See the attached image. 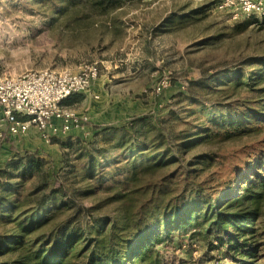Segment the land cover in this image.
I'll use <instances>...</instances> for the list:
<instances>
[{
  "label": "rangeland",
  "instance_id": "rangeland-1",
  "mask_svg": "<svg viewBox=\"0 0 264 264\" xmlns=\"http://www.w3.org/2000/svg\"><path fill=\"white\" fill-rule=\"evenodd\" d=\"M94 1L0 0V74L78 72L92 64L99 68L91 91L71 98L68 105L91 117L84 132L72 131L52 143H45L33 132L27 140L19 139L17 151L10 154L4 153L0 139V194L24 201L34 192L29 200L33 201L41 183L54 173L73 193L85 188L93 191L77 198L75 207L56 221L57 226L71 228L93 216H115L117 205L102 206L113 193L95 189V183L89 182L95 180L85 175L87 156L90 153L101 160L97 149L110 148L119 141L121 135L107 136L101 130L127 128L134 120L147 117L155 127L147 124L142 132L148 140L156 141L154 150L158 147L164 152L169 142L190 144L186 152L181 148L183 161L191 163L190 180L202 183L208 194L219 193L223 189L219 185L227 183L242 193L246 184L241 185V177L257 185L254 192H264L260 182L264 180V120L247 117L239 122L232 119L235 123L230 125H216L202 109L204 103L212 102L220 106L216 111L231 115L236 110L245 112L240 99H258L246 88L222 91L238 76L258 78L264 70V17L234 19L217 10L215 0H107L106 12ZM173 15L187 17L165 26L163 22ZM163 78L170 85L159 97L153 88ZM161 131L166 137L159 143ZM203 155L212 158L199 163L197 157ZM257 155L261 162H256ZM27 159L45 164L42 171L22 178L23 169L29 167ZM114 159L124 163L129 158L119 151ZM6 163L12 166L6 167ZM179 165L164 167L148 181H161ZM181 168L176 181H184ZM32 204L24 208L30 209ZM88 208L95 209L88 213ZM247 215L237 231L240 241L248 239L254 249L247 258L232 259L224 249H218V242L210 247L199 241L191 235L194 224L192 232L158 246L164 264H264V196ZM17 227L9 214H0V260H10L22 243L23 234Z\"/></svg>",
  "mask_w": 264,
  "mask_h": 264
},
{
  "label": "trees",
  "instance_id": "trees-1",
  "mask_svg": "<svg viewBox=\"0 0 264 264\" xmlns=\"http://www.w3.org/2000/svg\"><path fill=\"white\" fill-rule=\"evenodd\" d=\"M107 2L95 0L94 5L106 12L109 11ZM186 17L173 15L163 24H176ZM259 75L258 78L252 77V74L241 78L238 76L222 91L227 93L246 88L257 94L258 99H240L245 112L236 110L225 116L216 111L220 107L218 104L204 103L202 109L206 110L209 122L230 125L247 117L264 120V88L257 89L264 82V70ZM70 100L64 104L69 105ZM225 107L229 108L227 105ZM147 124L155 127L147 117L134 120L127 128L103 129L101 133L104 135H121L119 141L110 148L97 149L101 160L87 153L89 162L85 175L95 180L89 181L95 183V189L113 193L112 197L102 202V206L117 205L115 216H93L85 224L73 225L71 228L57 226L56 221L75 207L77 198L93 191L85 188L73 193L54 173L41 183L39 191H36L39 195L33 201L29 200L33 198L34 192L24 201H16L11 194H0V214H9L23 234V241L13 250L12 258L0 260V264H75V261L78 264H164V255L158 246L171 243L175 236L192 232L194 224L195 232L191 235L199 241L210 247L218 242V249H224L232 259L250 256L254 249L248 239L240 241L237 231L241 230L239 227L244 224V219L249 216L247 214H251V209L264 196V192H254L257 185H252L251 179L241 177V185L246 184L242 193L227 183L219 185L223 188L217 191L219 193L208 194L202 183L190 180L191 171L188 168L191 163L183 161L181 148L186 152L190 144L177 142L170 145L169 142V148L164 152H159L158 147L154 150L156 141L148 140L142 132ZM165 137L161 131L157 142L161 143ZM141 139L144 141L141 142ZM119 151L129 158L124 163L114 159L115 153ZM210 158V155L197 157L201 161L199 163L208 162ZM255 158L256 162L262 161L260 155ZM27 160L29 167L23 169L22 178L36 170L42 171L45 164L40 160ZM107 164L110 166L104 168ZM172 164L180 165L169 176H163L161 181H148L149 176ZM5 166L10 168L12 165L6 163ZM180 168L184 181H176ZM260 180L264 185V180ZM29 202L33 203L31 208L25 209ZM92 209L95 208H88V213ZM233 228L237 230L233 231Z\"/></svg>",
  "mask_w": 264,
  "mask_h": 264
},
{
  "label": "built area",
  "instance_id": "built-area-1",
  "mask_svg": "<svg viewBox=\"0 0 264 264\" xmlns=\"http://www.w3.org/2000/svg\"><path fill=\"white\" fill-rule=\"evenodd\" d=\"M215 8L234 19L264 17V0H217ZM98 77L96 64L78 72L44 70L16 77L0 74V139L24 137L33 129L42 141L52 143L72 131L84 132L91 123L90 116L77 113L64 102L90 92ZM169 85L170 81L163 78L153 94L160 97Z\"/></svg>",
  "mask_w": 264,
  "mask_h": 264
},
{
  "label": "crops",
  "instance_id": "crops-1",
  "mask_svg": "<svg viewBox=\"0 0 264 264\" xmlns=\"http://www.w3.org/2000/svg\"><path fill=\"white\" fill-rule=\"evenodd\" d=\"M91 118V117H90ZM33 132H36L35 130H31L26 136H24V137H19V138H15V137H6V138H9L10 139V141L11 142H6V140H4L3 139V141H2V145H1V148L4 150V153H8L9 152V154L10 153H14V151L16 150L17 151V148H18V146L16 145L17 143V141L19 140V139H26L27 137H28V135H30L31 133H33ZM27 140V139H26ZM6 155H8V154H6ZM9 156V155H8ZM6 157V156H5ZM4 158H2V160H3Z\"/></svg>",
  "mask_w": 264,
  "mask_h": 264
}]
</instances>
